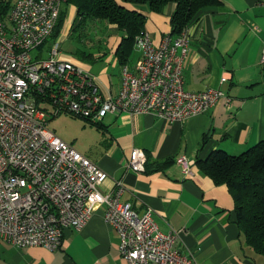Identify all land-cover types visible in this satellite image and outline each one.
I'll return each mask as SVG.
<instances>
[{"label": "built area", "instance_id": "built-area-1", "mask_svg": "<svg viewBox=\"0 0 264 264\" xmlns=\"http://www.w3.org/2000/svg\"><path fill=\"white\" fill-rule=\"evenodd\" d=\"M62 3L17 0L8 19L0 20V240L56 250L66 229H82L103 205L129 264H199L174 249L179 231L161 232L151 209L138 212L120 200L122 181L113 193L101 190L108 173L47 127L45 104L54 107L53 115L65 112L92 123L109 113L183 122L230 97L218 89L186 90L188 28L178 36L164 35L158 44L147 31L138 35L141 58L135 68L122 67L118 94L104 95L87 70L60 57L58 40L43 57L40 47L53 33ZM260 67L264 75V49ZM146 163V153L134 148L128 167L142 173ZM177 163L192 176L185 155Z\"/></svg>", "mask_w": 264, "mask_h": 264}, {"label": "crops", "instance_id": "crops-1", "mask_svg": "<svg viewBox=\"0 0 264 264\" xmlns=\"http://www.w3.org/2000/svg\"><path fill=\"white\" fill-rule=\"evenodd\" d=\"M175 7L168 4L157 13L147 5L138 6L147 17L145 31L154 44L171 32ZM76 11L74 5L66 6L67 22L57 38L61 46ZM126 36L119 31L109 51L88 56L91 62L65 51L60 57L83 67L104 95L115 97L123 67L116 50ZM188 36L190 48L183 66L186 90L218 89L231 101L224 98L183 122H167L153 114L109 113L102 119L107 125L100 122L105 132L99 150L84 155L108 173L101 185L103 192L113 193L116 182L122 181L121 201L132 203L138 212L151 209L161 232L179 231L174 249L181 254L194 256L199 264H263L261 255L245 242L227 186L216 185L201 172L197 161L217 149L239 155L264 140V75L260 67L264 0H216L191 22ZM42 49L48 52L46 47ZM130 62L129 58L126 65L135 68L137 62ZM134 148L147 155L142 173L127 165ZM183 155L191 161L190 177L176 162ZM167 159L173 162L156 171L153 164ZM104 208L98 207L82 229H66L56 250L18 247L0 240V264H129L120 254L115 230L105 221Z\"/></svg>", "mask_w": 264, "mask_h": 264}, {"label": "trees", "instance_id": "trees-1", "mask_svg": "<svg viewBox=\"0 0 264 264\" xmlns=\"http://www.w3.org/2000/svg\"><path fill=\"white\" fill-rule=\"evenodd\" d=\"M215 1L63 0L57 25L40 49L46 47L48 51L59 37L65 24L66 6L71 4L77 11L70 31L84 28L94 20H102L112 25L116 31L126 33L127 36L122 37L116 50L118 61L123 65L129 61L134 50L135 38L145 31L147 17L138 6L147 5L149 10L161 13L166 5L175 4L170 18L172 29L169 34L178 36L198 18L201 10ZM12 8L11 0H0L1 21L8 19ZM90 123L102 128L100 122ZM172 162V159H167L153 165L157 171L163 170ZM197 164L201 172L209 176L216 185L227 186L234 200L237 223L245 242L255 253L261 255L264 264V140L239 155H231L223 149H217L207 159L198 160Z\"/></svg>", "mask_w": 264, "mask_h": 264}, {"label": "rangeland", "instance_id": "rangeland-1", "mask_svg": "<svg viewBox=\"0 0 264 264\" xmlns=\"http://www.w3.org/2000/svg\"><path fill=\"white\" fill-rule=\"evenodd\" d=\"M16 1L17 0H11L13 6ZM66 22L67 17L65 19V23ZM72 25L73 22L72 24L71 22H68L67 28L69 30L66 33V37L62 40L61 51L73 54V56L79 58L80 60L83 59L86 62H91L88 58V54L93 55L98 51H109V44L112 43V39L116 38L117 34H119V32L116 31L112 25L102 20L89 22V24L84 28H77L75 31H70ZM138 54L140 57V50L135 45L130 56L131 65L137 62L136 59L138 58ZM46 56L47 54L43 55V57ZM122 66H124V64L121 65V67ZM45 106L46 112L48 113L47 127L51 131H54L57 136L69 144L72 143L73 145H71L83 155L89 154L87 153L89 150H99L104 136V130L91 124L87 120L76 117L72 114L63 112L59 115H53L51 113L54 111V107L49 103H46ZM105 120L106 119L102 122L104 125H107Z\"/></svg>", "mask_w": 264, "mask_h": 264}]
</instances>
